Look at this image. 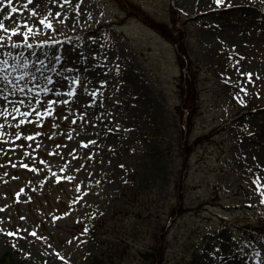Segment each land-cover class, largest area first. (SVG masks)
Returning a JSON list of instances; mask_svg holds the SVG:
<instances>
[{"label":"rangeland","instance_id":"374dc122","mask_svg":"<svg viewBox=\"0 0 264 264\" xmlns=\"http://www.w3.org/2000/svg\"><path fill=\"white\" fill-rule=\"evenodd\" d=\"M12 6L13 41L38 27L0 49L31 61L15 88L0 76V264H264V233L239 231L264 222V0ZM73 71L72 97L41 91Z\"/></svg>","mask_w":264,"mask_h":264},{"label":"snow or ice","instance_id":"6c2138e0","mask_svg":"<svg viewBox=\"0 0 264 264\" xmlns=\"http://www.w3.org/2000/svg\"><path fill=\"white\" fill-rule=\"evenodd\" d=\"M52 2H56V0H52ZM221 0H217V3H220ZM7 4L9 5V7L11 8V10L7 13L8 16H12V13L14 12H17V11H20L22 9H17L16 7L12 6V0H3V3L0 4V8L4 7V5ZM24 7L27 8L28 7V4L25 3L24 4ZM33 11H35L33 9ZM56 16H59L60 13L59 12H56L55 13ZM18 23H22L26 26H28L27 30L24 31V39L23 40H17V41H13L12 39V36L10 35H7V33H12V34H16L17 32H20L21 29L18 27V26H10V27H5L3 21H0V29H3V32L0 33V49H7L9 46H11L12 48H15L17 46H20V45H23L24 47L28 48V49H31L33 47V44L29 42V32L31 31V28L32 27H38V26H35V25H29V21L26 20V19H22L20 22ZM40 24H43L44 27L46 28H53V21L52 20H49L47 19L46 17H42L40 19ZM54 41L52 40H49L47 38H44V39H41L39 41V44L41 45H48V44H53ZM12 53L10 51H4L3 52V56L4 57H8V56H11ZM90 55H95V53H90ZM54 60L56 61V63H59L61 57L60 56H54L53 57ZM15 59L17 61L20 60V55L18 54ZM31 63V61L25 57L22 61V63H13V64H9L8 60L5 58V59H0V76H2V79H3V83L5 84H13V87L15 88L16 85L13 83L12 79H11V76L13 75V73L15 74V77L17 80H20L22 79L24 76H27L29 75V73L26 71V69L28 68L29 64ZM37 63L41 64V66H43V64L45 63V61H40V60H37ZM91 63V61H90ZM7 70V71H5ZM239 70V69H238ZM52 71H55V69L53 68ZM241 75H246L248 77L249 80L252 79V73H245V72H241ZM32 79L35 80L36 77L35 76H32ZM82 78L78 75L75 74V72L73 71L72 75H70L67 80L65 81H58L57 84L59 85V88L57 89V87L54 85L52 89H49V87L45 86L41 89L42 92L44 93H48L50 91H53V90H63L64 88H69L70 90L67 92V95L69 97H72L73 96V90L75 88V85L77 83H79V81L81 80ZM83 79H87V77H84ZM46 80L49 84H52V77L51 76H48L46 77ZM100 84H104L106 83L105 80L101 79L99 81ZM33 87L35 89H40V85L39 84H34ZM245 93L247 92V89H242ZM97 93L96 91H93L91 93L92 96H95ZM238 99H240V97L238 96L237 97ZM7 99V97H5V100ZM62 97H57V101L61 100ZM35 100L36 98L34 97L33 99V102L35 103ZM242 104L245 103L244 100L241 99L240 101ZM2 103V102H0ZM21 105L24 104V101H21L20 102ZM46 103H47V106L50 108L52 106V101L51 100H48L46 98ZM29 108L31 107L30 105L28 106ZM12 111L13 112H20V107L19 106H13L12 108ZM47 113L45 112H41L40 110H36L32 113L33 116L35 117H39L41 115H45ZM8 115V110L7 109H3V110H0V116H6ZM21 115H28V110L27 108L25 109V111L23 113H21ZM9 124H14L16 123L15 120L13 121H10V122H7ZM4 135L3 132H0V137H2ZM37 135H39V133H37ZM28 139L29 140H32V136L29 135L28 136ZM81 143H84V141H81ZM40 145L37 144V147H39ZM41 163H46L45 161H41ZM25 167H28L27 164L24 165ZM36 171H39V169H35ZM65 169L64 168H61L60 171H64ZM50 174L51 175H55V173H52L51 170H50ZM57 180L61 179V177L57 176L56 177ZM64 179H67V180H72L74 179V177L69 174L65 177H63ZM256 188L254 189V191L258 192L259 193V196H260V202L261 203H264V183L261 182V179L259 177L256 178ZM89 183H91V181H89ZM76 188H77V191H80L81 190V185L80 184H77L76 185ZM21 191H23V189H21ZM19 195V193L17 194ZM65 215H67V213H65ZM0 231H3V229H0ZM85 232L88 231L87 228L84 229ZM33 235H35V232L33 231L32 233ZM7 235L9 236H16L18 235V233L16 232H12V231H8L7 232ZM233 239H235V237H233ZM59 255V254H58ZM61 259H63V257H61Z\"/></svg>","mask_w":264,"mask_h":264},{"label":"trees","instance_id":"16d2710c","mask_svg":"<svg viewBox=\"0 0 264 264\" xmlns=\"http://www.w3.org/2000/svg\"><path fill=\"white\" fill-rule=\"evenodd\" d=\"M93 228H96V229H97V227H95L94 225H93ZM97 262H98V264L100 263V261H99V260H98Z\"/></svg>","mask_w":264,"mask_h":264}]
</instances>
